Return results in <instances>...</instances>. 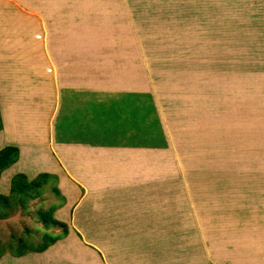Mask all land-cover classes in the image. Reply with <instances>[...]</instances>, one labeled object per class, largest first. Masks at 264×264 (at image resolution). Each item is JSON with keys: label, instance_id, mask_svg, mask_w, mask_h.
<instances>
[{"label": "rangeland", "instance_id": "1", "mask_svg": "<svg viewBox=\"0 0 264 264\" xmlns=\"http://www.w3.org/2000/svg\"><path fill=\"white\" fill-rule=\"evenodd\" d=\"M0 194V264H262L264 0H0Z\"/></svg>", "mask_w": 264, "mask_h": 264}, {"label": "crops", "instance_id": "2", "mask_svg": "<svg viewBox=\"0 0 264 264\" xmlns=\"http://www.w3.org/2000/svg\"><path fill=\"white\" fill-rule=\"evenodd\" d=\"M70 147H72V145H70ZM102 153H104V152H102ZM78 154H80L79 155L80 157H78ZM99 155H100V153H98V150L95 151V149L88 148L85 151V148L77 147L73 152V159L74 158L77 160L79 159L83 162L86 160V158L88 159L89 157H91L92 160H90L91 161V162H89V164H90L92 162H95L96 160H99V158H100ZM83 164H88V162H84ZM80 181L77 180L78 183H80ZM96 184H98V182H96ZM82 186H86V185L82 184ZM103 186H105V185L101 184V186H99V187L102 188ZM90 190H91V186H90ZM92 190H94V189H92ZM103 196L104 195H102V194H100V195L95 194L94 196L89 197V195L86 194V196L83 198V200L85 202L89 201L91 203L93 201V203H98L101 201ZM76 200H78V196H76V194H71L67 198L66 202L71 203V202H74ZM72 206L70 205L69 207L71 208ZM97 206H98V204L97 205L96 204L84 205V203H80V205L77 206L79 213L77 214L76 212H74L73 216L71 217V225H72L71 226V234H73V233L74 234H78V233L86 234V233H90V232L91 233H104L103 230L106 227H109V226H107L109 223L105 220H102V219L107 220V217L109 216L107 214L110 213L108 211L109 207L102 206V209H101V207L99 208ZM63 207L65 208L66 205H64ZM61 208L62 207H60V209ZM99 210H105L106 212L104 211V214H102L101 216L94 215V213H96ZM99 218H101V220H98ZM90 229H92V230H90ZM69 246H72V248L74 247L73 249H75L79 253L80 256H83L82 260H80V261L78 259L72 258V260H70V261H72L73 264H111L109 262V258L106 257V253H105L103 248H101L100 250L99 249L95 250L94 248L90 247V245H86L82 242H74V241H71ZM47 252H48V248L46 250H44L43 252H41L40 254H38V253H35V254L36 255L38 254L37 256L42 255L41 257H45L43 255L48 254ZM22 257L23 256H19V259ZM53 259L57 262H60L61 260L65 259V256L54 255ZM103 260H105V261L103 262ZM138 260L139 261L135 262L134 264H152L151 258L148 256H145V255H144V257L141 256ZM262 264H264V261L262 262Z\"/></svg>", "mask_w": 264, "mask_h": 264}, {"label": "trees", "instance_id": "3", "mask_svg": "<svg viewBox=\"0 0 264 264\" xmlns=\"http://www.w3.org/2000/svg\"><path fill=\"white\" fill-rule=\"evenodd\" d=\"M12 152H13V157L11 158V161L14 163V162H16V160H17V156H16V154L18 153V151H17L16 149H14V151H12ZM20 177L24 178L25 176H24V175H20ZM32 185H33L32 182H30V183H25L24 181H21V180H19V179H14V180L12 181V187H11V190H12V192L22 191V189H23L24 187H26V186H32ZM1 202H4V203L8 204V203H9V198H8L7 196H4V195L0 194V203H1ZM40 214H42V217H43L42 219H43V221H44L45 223H54V224H57V223H58L53 217H51V216H50L49 214H47L46 212L43 211V212H41ZM58 225L62 226L64 232L67 234L68 229H67L66 224H65V223H60V222H59ZM56 239H57V238H51V241H52V242H55ZM48 246H49V245L46 243V245L41 246V247H38V248H36V249H34V250H36V251H38V252H42V251L46 250Z\"/></svg>", "mask_w": 264, "mask_h": 264}, {"label": "bare ground", "instance_id": "4", "mask_svg": "<svg viewBox=\"0 0 264 264\" xmlns=\"http://www.w3.org/2000/svg\"><path fill=\"white\" fill-rule=\"evenodd\" d=\"M17 72V71H16Z\"/></svg>", "mask_w": 264, "mask_h": 264}]
</instances>
